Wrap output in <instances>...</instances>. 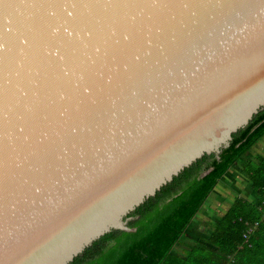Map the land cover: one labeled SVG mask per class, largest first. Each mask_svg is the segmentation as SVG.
Returning a JSON list of instances; mask_svg holds the SVG:
<instances>
[{
    "label": "water",
    "instance_id": "1",
    "mask_svg": "<svg viewBox=\"0 0 264 264\" xmlns=\"http://www.w3.org/2000/svg\"><path fill=\"white\" fill-rule=\"evenodd\" d=\"M262 112L264 0H0V264L136 231Z\"/></svg>",
    "mask_w": 264,
    "mask_h": 264
},
{
    "label": "trees",
    "instance_id": "2",
    "mask_svg": "<svg viewBox=\"0 0 264 264\" xmlns=\"http://www.w3.org/2000/svg\"><path fill=\"white\" fill-rule=\"evenodd\" d=\"M233 139L221 160H217L215 154L204 155L161 188L155 198L137 208L131 214L139 216L131 224L136 231L115 230L105 234L71 264H209L212 261L228 264V256L236 252L237 260L247 257L257 242L253 235L249 240L244 235L255 223H261L264 215V155L253 153L264 139V112L257 115L246 129L235 133ZM211 167L214 169L210 174L196 179L202 170ZM233 171H240L246 177L255 200L235 199L212 235L211 242L217 250L209 249V258L201 256L198 260L191 248L185 259L174 256L172 247L186 233L203 204ZM177 189L181 194L165 203ZM263 226L264 221L260 228Z\"/></svg>",
    "mask_w": 264,
    "mask_h": 264
},
{
    "label": "crops",
    "instance_id": "3",
    "mask_svg": "<svg viewBox=\"0 0 264 264\" xmlns=\"http://www.w3.org/2000/svg\"><path fill=\"white\" fill-rule=\"evenodd\" d=\"M243 183L245 185V194L241 196L238 194L237 196H232L231 198H218L219 195H217V193L220 188L216 190L215 194H213V196L203 204L200 211L191 220L186 233L172 247L171 253L174 256L185 259L190 252L189 249L191 248L195 250L194 253H196L195 256L197 259L201 258V256L202 258H209L211 255V251H209V249L213 251L217 250L216 246H214L211 242L212 235L216 232V228L225 216V212L233 205L235 199L239 197L252 201L255 200V195L247 183V180L243 181ZM222 184L220 186H222ZM261 223H259L255 232L252 234V237L257 242V245L251 248L252 252H248L247 257L245 256L240 260L236 259V252V254L234 253L228 256V259L230 260L228 264H264V226L263 229H261ZM209 264H216V261H212V263Z\"/></svg>",
    "mask_w": 264,
    "mask_h": 264
},
{
    "label": "rangeland",
    "instance_id": "4",
    "mask_svg": "<svg viewBox=\"0 0 264 264\" xmlns=\"http://www.w3.org/2000/svg\"><path fill=\"white\" fill-rule=\"evenodd\" d=\"M254 154L259 153L260 155H264V139L260 141L259 145L256 149L253 150ZM246 181L245 176L240 171H233L231 176H226L224 183L220 186L217 195L218 198L232 197L237 196L238 194L244 195V183ZM207 205V204H205Z\"/></svg>",
    "mask_w": 264,
    "mask_h": 264
},
{
    "label": "built area",
    "instance_id": "5",
    "mask_svg": "<svg viewBox=\"0 0 264 264\" xmlns=\"http://www.w3.org/2000/svg\"><path fill=\"white\" fill-rule=\"evenodd\" d=\"M262 220L264 221V215H263V219H262ZM258 225H259V223L257 222V223H255L252 227L249 228V230L247 231V233L244 235V238H245L246 240H249L250 236L255 232L256 227H257Z\"/></svg>",
    "mask_w": 264,
    "mask_h": 264
}]
</instances>
